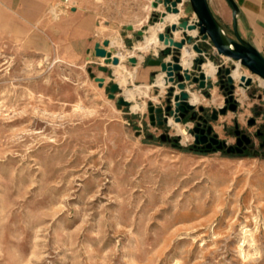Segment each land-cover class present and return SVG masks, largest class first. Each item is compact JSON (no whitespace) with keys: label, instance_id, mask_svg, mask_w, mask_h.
<instances>
[{"label":"rangeland","instance_id":"rangeland-1","mask_svg":"<svg viewBox=\"0 0 264 264\" xmlns=\"http://www.w3.org/2000/svg\"><path fill=\"white\" fill-rule=\"evenodd\" d=\"M57 2L0 4V264H264V152L255 136L264 125V86L254 80L248 92L235 80L236 113L196 106L205 117L218 112L210 126L228 145L236 123L253 137L245 156L194 151L184 129L183 136L177 125V132L151 125L149 104L164 107L167 89L158 104L138 100L143 112L118 105L142 84L120 86L114 68L93 55L97 43L127 35L133 51L144 40L138 33L168 15L153 7L158 0H77L76 11ZM184 2L177 23L189 19ZM151 35L152 28L146 41ZM140 55L124 62L127 73L162 59L154 50ZM209 60L232 71L238 63ZM113 84L121 88L114 100ZM199 92L211 100L212 90Z\"/></svg>","mask_w":264,"mask_h":264},{"label":"water","instance_id":"water-1","mask_svg":"<svg viewBox=\"0 0 264 264\" xmlns=\"http://www.w3.org/2000/svg\"><path fill=\"white\" fill-rule=\"evenodd\" d=\"M191 6L193 11V17L191 19L184 20L182 23H173L170 25L167 33H161L158 40L163 44L164 48L157 50L156 55H161L162 59H150L148 61L149 66H156L161 68V72L164 75L165 86L167 88L166 105L164 107L157 108L153 103L149 104V114L151 125L155 126H170V118H174L177 123L185 125V133L194 136L199 132V127L190 129L188 124H184V120L187 117L189 111L196 109V106L190 103V96L187 92V88L190 84L192 87L199 91H205L213 87L214 82L212 79L206 77L203 71V65L209 61L210 58L216 59L218 57H224L234 62H238L241 66L246 67L254 76H257L264 80V58L263 56L246 40H244L237 26V20L240 10L234 0H226L232 10L233 17V34L234 37L228 35L222 24L218 21L214 15L208 0H186ZM183 0H158L153 4L156 10L165 9L168 14L179 15L181 10L180 4L184 5ZM75 11V10H74ZM167 16L166 12L163 13V18ZM131 29V28H130ZM180 32L182 34L180 40H175L174 34ZM196 32L193 36L192 33ZM143 32H139L141 37ZM185 46H191L193 51L197 53V57L194 59V70L191 72L184 69L181 65V52ZM113 49L111 42L105 40L102 44L97 43L94 48L93 55L97 58H101L107 65L117 66L120 64L118 57L113 55ZM170 58V59H169ZM167 59H169L167 61ZM132 64H136L137 60L130 58ZM102 71L107 72L105 67L101 68ZM222 71H224V77L226 78L228 86L224 84L220 86V90L225 91V104H230V111L236 113L238 110V100L235 98L236 84L235 79L232 77V69L226 66H219L217 68L218 77ZM158 74L154 73L152 76L153 81L156 80ZM91 78L95 79L99 83L101 88L105 85L103 78H96L93 74ZM218 82V80H217ZM215 82V83H217ZM254 80L252 77H242L240 79L239 87L245 90L249 89ZM121 90L119 84H113L107 91L110 93V99H115L116 94ZM178 90V93H177ZM118 105L124 107H130L131 102L125 98L118 100ZM200 110H203L201 107ZM221 115L227 113L226 107H221L219 110ZM219 115L216 111L213 116V120H218ZM194 120V116L192 117ZM254 120L249 122V125L254 124ZM135 131L137 136H140L141 129L136 127ZM213 128L207 129V135L202 137L201 140L195 141L198 143H207L209 135L212 134ZM205 133V131H202ZM239 137L237 147L230 146L219 139V136L215 134L211 140L208 149H212L216 146V149L222 151L225 149L228 155L239 154L243 155L244 151L252 140L247 135L241 136V132L237 129L235 132ZM167 136H162V140ZM180 136L174 140V146L179 143Z\"/></svg>","mask_w":264,"mask_h":264},{"label":"crops","instance_id":"crops-1","mask_svg":"<svg viewBox=\"0 0 264 264\" xmlns=\"http://www.w3.org/2000/svg\"><path fill=\"white\" fill-rule=\"evenodd\" d=\"M34 1L35 0H0V4L9 5V6H16V4L20 5L22 2H27L28 3V2H34ZM76 1H75V5H74L75 7L73 9L75 11L77 9L76 8L77 7ZM234 1L237 4V6H238V8L240 10V13H239V16H238V20H237V26H238V31H239L241 37L244 40H246L247 42H249L264 58V0H234ZM214 4L216 6L215 8L211 6V9H212L214 15L216 16L218 21L222 24L225 32L228 35L232 36L230 33H228V29H232L233 30V17H232V10H231L230 6L226 2V0H214ZM52 14H53L54 18H58V12L57 11L52 12ZM183 14L184 13H182V15ZM192 17H193V11L191 10L189 12L188 18L191 19ZM179 18H176L174 20V22H178ZM168 22L172 23L171 21H167L165 23V25L157 24V25H155V27L163 26V28H164L163 32H164V30L166 28V24ZM150 27H152V26H150ZM179 35H180L179 38H176L177 41L181 39V36H182L181 33ZM147 38H148V35L145 36L144 40L142 42H140L138 45L144 43L147 40ZM132 39H133L132 36L127 35V36H123V41L120 40V39H118L117 41H111V45L117 50V52L119 54L118 56H116V54L114 56L118 57L119 60H120V64L118 66H112V67L114 68V74L116 75L120 86H125V85H123V82L120 79L118 73H122L126 77L127 83L129 81H134L136 79L135 81L137 83L142 84V85H134L132 88L127 89L125 91V98L128 101L133 102L134 107H133L132 110L134 112H138V111L143 112V111L146 110V107H145L146 106V102L145 101L139 102L138 100H141L143 98L144 99L148 98L152 102L158 104V103L161 102L160 101V97H164L166 89H167L164 85H163V87L161 86V82H163L164 75L162 74L161 71L152 70V68L156 67V66L152 67V66H149V65L147 67H144V66L139 67V72L137 73V75H136V72L127 73L125 71V67H124L123 64L127 60V58H132L133 57L132 55L134 53L137 55L136 57H138V56L142 57V55H140V54H146V53L150 52L151 50L157 51L158 48L162 49V48H164V46H163V44L160 43L159 46H157L156 48H151L148 52L141 53L140 51L136 50V47L138 46L137 45L134 48L133 51H130V50H127L125 48V46L126 45H130L133 42ZM185 48L189 49V52H191V54L193 55V58L196 57V54L192 52L191 47L186 46ZM169 59H167V61ZM121 63H122V65H121ZM209 63H211L213 66H216L215 63H213L210 60L207 62V64H209ZM119 71H121V72H119ZM240 71H241V69H240ZM154 73H160L156 77L155 81H153V79H152V76H153ZM246 76H247V78L248 77H252L253 80H257L256 76H248L247 74H246ZM152 81H153L152 84H150V85L147 84V83H150ZM216 84H218V83L214 82L213 87L211 89H207V90H212V91L214 90L213 93H212L213 95L216 92L218 94H219V92L222 93L221 90H220V86L217 88V86H215ZM155 87L160 90V93L156 97H153V96L151 97V95H150L151 90L153 88H155ZM187 89L190 92L193 91L195 93H198V94L202 95L201 92L194 90L193 87H188ZM252 89L253 88L250 87L249 89H247V91L251 92ZM130 90L131 91L133 90L134 92L135 91H140L142 94L141 95H136L133 100H129L126 97V92L130 91ZM177 93H178V90H177ZM222 99H223V97H222ZM202 103L205 104V105H212V106H215L217 108H220L216 104H214L213 101L211 102L209 100V102H206L204 98H203V102ZM135 106H139L140 110L136 111L134 109ZM175 125H177L181 130H183L184 127H185V125L177 123V122L175 123ZM174 126H172V127L174 128ZM174 130L177 132V130L175 128H174Z\"/></svg>","mask_w":264,"mask_h":264},{"label":"bare ground","instance_id":"bare-ground-1","mask_svg":"<svg viewBox=\"0 0 264 264\" xmlns=\"http://www.w3.org/2000/svg\"><path fill=\"white\" fill-rule=\"evenodd\" d=\"M185 0H183V2H184ZM179 8H180V10H181V12H180V14L179 15H172V14H168L165 18H163V20H162V22H160V23H156L155 25H157V24H162V25H165V23L167 22V21H170L169 20V18L170 19H175V18H179L181 15H182V13H184V5L183 4H180L179 5ZM173 23H177V22H172L171 24H173ZM155 25H152V27H149L148 28V30L146 31V33H145V36H147L148 35V33H149V30L152 28V35L150 36V38H149V40L148 41H146L145 43H144V45H142V46H139L138 47V50L141 52V53H146V52H148L151 48H156L158 45H157V37H158V35L163 31V26H158V27H155ZM165 31V30H164ZM176 33H179L180 34V32H176ZM182 35V34H181ZM192 35L193 36H195L196 35V32H194V33H192ZM144 36V37H145ZM174 37H175V40H176V36H175V34H174ZM111 47L112 48H114L112 45H111ZM186 47V46H185ZM183 48V50H182V52H181V65H182V67L184 68V69H187V70H189V71H193L194 70V59L196 58V57H194L193 58V55L191 54V52H189V49L188 48ZM188 47H191V46H188ZM115 49V48H114ZM159 49V48H158ZM157 49V50H158ZM116 50V49H115ZM191 50H192V52L193 53H195L194 51H193V49H192V47H191ZM157 52V51H156ZM116 54V56H118L119 54H118V52H117V50L113 53V55H115ZM196 54V53H195ZM136 54L134 53L132 56L134 57ZM193 59V60H192ZM191 61V62H190ZM123 62V61H122ZM185 64H184V63ZM208 62V61H207ZM207 62L203 65V71H204V73H205V75H206V77H208V78H210V79H212L213 81H216V79H217V76H216V74H217V66H213L211 63H209V64H207ZM121 65H122V63H121ZM110 66H113V65H110ZM118 66V65H117ZM124 68V67H123ZM240 69H241V65L239 64V63H237V67H236V69L233 71V73H232V77H233V79H235L236 81H239L242 77H247L246 76V74H243L241 71H240ZM123 70V69H122ZM118 72V71H117ZM119 72H121V71H119ZM119 74V77H120V79H122V80H124V83H127V79H126V77L122 74V73H118ZM256 78H257V80L264 86V80H262L261 78H259V77H257L256 76ZM163 85L165 86V81H164V78H163V82H161V86L163 87ZM166 87V86H165ZM214 91V90H213ZM213 91H212V93H213ZM187 92H188V94H189V96H190V103L191 104H193V105H195V106H197V105H204L202 102H203V98L205 99V101L206 102H209V100H207L204 96H202V95H200V94H198V93H196L194 96H193V98H192V96H191V93L193 92V91H189L188 89H187ZM238 93H240V94H242L244 97L246 96L245 95V90H240V91H238ZM142 93L140 92V91H131L130 90V92L128 93V95H127V98L129 99V100H132V99H134L135 98V96L136 95H141ZM165 94H166V92H165ZM212 98H211V102L213 101V103L214 104H216L218 107H223V105H224V100L222 99V97L216 92V93H214V95L212 94ZM164 97H165V95H164ZM126 99V98H125ZM127 100V99H126ZM241 100V99H240ZM128 101V100H127ZM129 102H131V101H129ZM132 103V109H133V107H134V104H133V102H131ZM219 104V105H218ZM146 107V106H145ZM136 111H138V110H140V107L139 106H135V108H134ZM169 123H170V125L171 126H174L175 125V123H176V121H175V119H170L169 120ZM186 128V127H185ZM185 128H184V130H185ZM189 128H190V126H189ZM178 133L180 134V135H183L184 136V134H183V132H182V130L181 129H178ZM180 135H178V136H180ZM181 137V136H180ZM188 141H190L189 140V138H186V137H184V140H183V143H187ZM247 232V231H246Z\"/></svg>","mask_w":264,"mask_h":264},{"label":"flooded vegetation","instance_id":"flooded-vegetation-1","mask_svg":"<svg viewBox=\"0 0 264 264\" xmlns=\"http://www.w3.org/2000/svg\"><path fill=\"white\" fill-rule=\"evenodd\" d=\"M224 74H225L224 71H222V73L217 77V79H218V82L217 83L219 84V86H221L222 84H224L225 87H227L228 84H227L226 78L224 77ZM221 92H222L223 97H224L225 91L224 90H221ZM224 100H225V97H224ZM223 106L227 108V112L230 111V104H225L224 103ZM238 107H239V105H238ZM203 112H204V109L203 110H200V108H199V111H197L196 109H194V110L188 112L187 117L185 119V120H189L190 123L193 124V128L199 127V132L195 133L194 136H192L194 138V143L192 144V149L194 151H199V152H202V153L218 152L219 150L216 149V146H213L212 149H208V146L210 145L211 138L216 134L215 131H213L212 134L209 135V137H208L209 140H208L207 143L203 144L201 142L198 143L197 141H195V138L200 141L202 137H205L207 135V129L209 127H211L210 126V120L215 121V120H213V116H214V113L216 111L213 112V114L211 115L210 118L203 116V114H202ZM258 115H260V113H258ZM193 116H194V120H192V117ZM253 120L255 122H254L253 125H250V127H254L255 124L257 123L256 119H253ZM237 129L241 132V136L247 135L252 140L251 145H249L247 147V149L244 151L243 155H239L237 153L234 154V155H239V156H245L254 147V140H253V137L251 135L247 134V132L245 130H240V127L236 123L235 130H234V136H235V140L236 141H235V144L229 145V147L230 146H233V147L236 148L237 145H238V139H239V137L236 136V134H235V132H236ZM202 131H205V133H203ZM255 136H256V139H258V141L260 142V144H259L260 145V150L264 152V125L260 126L257 129V131L255 133ZM162 141L167 142V143H171L174 140L171 141L168 138H165ZM221 152H226V151L224 149Z\"/></svg>","mask_w":264,"mask_h":264},{"label":"built area","instance_id":"built-area-1","mask_svg":"<svg viewBox=\"0 0 264 264\" xmlns=\"http://www.w3.org/2000/svg\"><path fill=\"white\" fill-rule=\"evenodd\" d=\"M58 7L72 11L74 9L76 0H57ZM56 11V10H55ZM58 12V11H57Z\"/></svg>","mask_w":264,"mask_h":264}]
</instances>
